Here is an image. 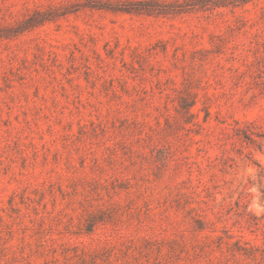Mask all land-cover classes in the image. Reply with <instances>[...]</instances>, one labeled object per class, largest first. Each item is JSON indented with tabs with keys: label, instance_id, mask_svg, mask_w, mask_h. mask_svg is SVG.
Returning <instances> with one entry per match:
<instances>
[{
	"label": "rangeland",
	"instance_id": "1",
	"mask_svg": "<svg viewBox=\"0 0 264 264\" xmlns=\"http://www.w3.org/2000/svg\"><path fill=\"white\" fill-rule=\"evenodd\" d=\"M82 3L0 0V264H264V0Z\"/></svg>",
	"mask_w": 264,
	"mask_h": 264
},
{
	"label": "trees",
	"instance_id": "2",
	"mask_svg": "<svg viewBox=\"0 0 264 264\" xmlns=\"http://www.w3.org/2000/svg\"><path fill=\"white\" fill-rule=\"evenodd\" d=\"M252 0H187L165 2L160 0H122L117 2L101 0H84L83 7L110 12L125 13L136 16L170 17L191 11H208L216 8L236 7ZM48 12L36 11L25 19L16 33L29 30L53 19Z\"/></svg>",
	"mask_w": 264,
	"mask_h": 264
}]
</instances>
